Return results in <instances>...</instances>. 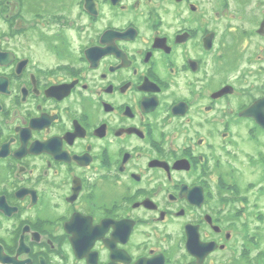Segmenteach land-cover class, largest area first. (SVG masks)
I'll list each match as a JSON object with an SVG mask.
<instances>
[{
    "label": "flooded vegetation",
    "instance_id": "af4514ba",
    "mask_svg": "<svg viewBox=\"0 0 264 264\" xmlns=\"http://www.w3.org/2000/svg\"><path fill=\"white\" fill-rule=\"evenodd\" d=\"M0 246L264 264V0H0Z\"/></svg>",
    "mask_w": 264,
    "mask_h": 264
},
{
    "label": "water",
    "instance_id": "95a60500",
    "mask_svg": "<svg viewBox=\"0 0 264 264\" xmlns=\"http://www.w3.org/2000/svg\"><path fill=\"white\" fill-rule=\"evenodd\" d=\"M0 264H25V262L17 261L7 254H4L3 248L0 246Z\"/></svg>",
    "mask_w": 264,
    "mask_h": 264
}]
</instances>
